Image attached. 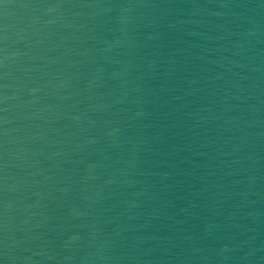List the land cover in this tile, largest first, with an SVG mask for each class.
<instances>
[{"label":"water","instance_id":"1","mask_svg":"<svg viewBox=\"0 0 264 264\" xmlns=\"http://www.w3.org/2000/svg\"><path fill=\"white\" fill-rule=\"evenodd\" d=\"M0 264H264V0H0Z\"/></svg>","mask_w":264,"mask_h":264}]
</instances>
